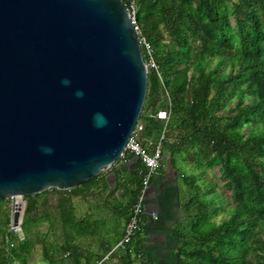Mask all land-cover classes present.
<instances>
[{
	"label": "trees",
	"instance_id": "16d2710c",
	"mask_svg": "<svg viewBox=\"0 0 264 264\" xmlns=\"http://www.w3.org/2000/svg\"><path fill=\"white\" fill-rule=\"evenodd\" d=\"M136 8L140 35L157 66L147 72L139 141H155L166 131L163 162L168 158L178 170L174 155L183 150L184 162L192 165L190 174L178 170L179 187L163 194L182 198L184 218L174 221L177 264H264V0H136ZM161 108L167 119L155 117ZM132 158L127 153L117 159L113 186L99 173L75 188L89 192L100 185L106 208L127 222L143 178L139 160L120 171ZM47 192L25 196L24 236L16 251L1 242L0 264H26L30 228L43 219L36 215L38 199L47 205ZM57 192L53 208L62 227L72 231V195ZM142 229L123 250L124 264L132 262V252L144 259ZM58 247L63 253L71 249ZM47 252L44 257L52 261Z\"/></svg>",
	"mask_w": 264,
	"mask_h": 264
},
{
	"label": "water",
	"instance_id": "95a60500",
	"mask_svg": "<svg viewBox=\"0 0 264 264\" xmlns=\"http://www.w3.org/2000/svg\"><path fill=\"white\" fill-rule=\"evenodd\" d=\"M140 48L121 0H0V202L12 226L26 195L101 172L114 185L146 95Z\"/></svg>",
	"mask_w": 264,
	"mask_h": 264
},
{
	"label": "rangeland",
	"instance_id": "374dc122",
	"mask_svg": "<svg viewBox=\"0 0 264 264\" xmlns=\"http://www.w3.org/2000/svg\"><path fill=\"white\" fill-rule=\"evenodd\" d=\"M174 157L176 158V166L179 172L183 171L190 174L192 165L184 162L187 152L181 150L175 153ZM165 164L166 161L164 160V166ZM101 173L107 174L105 172ZM199 182L202 183L203 180L201 179ZM68 191L72 195L71 202L74 206L75 228L71 231L70 228L64 229L62 227L61 215L57 214V210L53 208L58 203L59 194L55 193V189L48 190L45 194L48 200L47 205L42 206L41 199H38L39 207L36 210V215H40L43 219L37 225H33L30 228L28 235L32 248L26 255V264H94L93 260L98 257L101 258L109 252L119 239V229L122 227L124 217L112 214L104 206V201L100 198L105 196L106 192H104L102 197H97L96 193H92L93 190L82 192L80 189L73 188ZM6 200L7 203L0 208V237L2 238L3 245H7V251H16L19 246L18 239L22 240L24 233L21 228L12 230L6 224L7 216L10 218V199ZM114 202L117 204V201ZM109 204L111 205L112 203ZM44 212H48V215L45 216ZM92 216H95V218H92ZM220 218L221 216L217 217V219ZM83 220L84 222L82 223ZM26 226L28 224H25L23 227L26 228ZM81 232L87 236H80ZM89 233L92 235H88ZM1 242L0 248H2ZM9 243L13 245L11 244L10 246ZM66 244L70 245L71 249L63 253L58 246ZM44 248L48 250L47 253L50 256L54 257L53 263L44 257ZM72 252L73 254H71ZM123 253V249L117 248L109 257L107 264H120V258L123 256ZM78 256H82L83 258L79 260ZM133 257H135L134 254ZM12 264H21V262L18 259H14ZM132 264H137V261L134 259Z\"/></svg>",
	"mask_w": 264,
	"mask_h": 264
},
{
	"label": "crops",
	"instance_id": "0c3cea01",
	"mask_svg": "<svg viewBox=\"0 0 264 264\" xmlns=\"http://www.w3.org/2000/svg\"><path fill=\"white\" fill-rule=\"evenodd\" d=\"M133 165L134 164H132L131 167L125 165V167L120 168V171L123 173L128 172L133 167ZM131 173L133 172L131 171ZM180 179L181 178L178 176V170L172 168L170 165H168V167L163 165L158 175L153 178L150 186L145 192L144 202L150 210L156 211L158 216L156 218L147 216L144 218V226L141 233V237L143 238L146 247L144 259L140 258V256H138L137 254L135 255L134 252H132V262L127 264H132L134 262V259L137 261V264H177V256L175 250V244L177 242V232L174 228V221L184 218L182 198L181 196H177L171 192V194L174 195H171L168 199H164L163 194L164 192H167L168 189L174 186L179 187ZM122 181H125L124 176ZM92 190V193H96L97 197H102L105 192L103 189H101L100 185H96V187H94ZM120 192L121 189L117 191L116 195ZM55 193L58 194L57 189H55ZM100 199L104 202L106 200L105 196ZM111 213L113 214V212ZM92 218H95V216H92ZM83 222L84 220L82 221V223ZM124 224L125 219L122 227L119 229V239L123 234ZM88 235L92 234L89 233ZM80 236L87 235L81 232ZM119 239L117 241H119ZM1 241L2 238L0 237V242ZM133 254L135 257H133ZM82 256H80L79 260L83 258ZM123 256H121L120 258V264H124L122 260ZM98 259L100 258L98 257L93 261Z\"/></svg>",
	"mask_w": 264,
	"mask_h": 264
},
{
	"label": "built area",
	"instance_id": "2783aa9c",
	"mask_svg": "<svg viewBox=\"0 0 264 264\" xmlns=\"http://www.w3.org/2000/svg\"><path fill=\"white\" fill-rule=\"evenodd\" d=\"M125 9L131 16V21L134 26V30L137 34L140 49H143L142 53L146 58L145 63L149 68H156V63L153 58L152 47L150 43L146 40L145 37L140 35L139 27L136 23V0H121ZM143 55V54H142ZM155 117L158 119H167L168 111L166 109H159L155 112ZM143 128L141 123H136L134 132H132L129 137L123 152L119 158H124L127 153L138 156V160L141 161L143 167L140 169V172L143 173L142 178V188L141 192L138 195L136 202L133 204L131 209L130 217L124 227L122 237L119 241L116 242L114 247L109 250L102 258H100L96 264H107L109 257L113 254V252L117 248H121L125 250L126 245L129 244L137 231L141 228L144 223L143 216H149L151 218H156V211L150 210L147 208L144 198L145 192L149 187V183L152 177L158 175L160 170L163 167V158L164 155L162 153V141L165 139L166 131H162L160 136L155 140H147L146 144H141L140 132ZM9 226L12 230L18 229L17 226H12L9 223Z\"/></svg>",
	"mask_w": 264,
	"mask_h": 264
},
{
	"label": "bare ground",
	"instance_id": "6f19581e",
	"mask_svg": "<svg viewBox=\"0 0 264 264\" xmlns=\"http://www.w3.org/2000/svg\"><path fill=\"white\" fill-rule=\"evenodd\" d=\"M145 217H146V216H143V220H144ZM148 217H149V216H148ZM127 221H128V220H127ZM126 223H127V222H125L124 227H125ZM142 226H143V225H142ZM142 226H141V228L137 231V233L142 229ZM123 230H124V229H123ZM137 233H136V234H137ZM136 234H135V236H136ZM135 236H134V237H135ZM121 237H122V235H121ZM134 237H133V239H134ZM120 239H121V238H120ZM120 239H119V240H120ZM133 239H132V240H133ZM130 243H131V242H130Z\"/></svg>",
	"mask_w": 264,
	"mask_h": 264
},
{
	"label": "clouds",
	"instance_id": "9594fccd",
	"mask_svg": "<svg viewBox=\"0 0 264 264\" xmlns=\"http://www.w3.org/2000/svg\"><path fill=\"white\" fill-rule=\"evenodd\" d=\"M78 94H81V93H78Z\"/></svg>",
	"mask_w": 264,
	"mask_h": 264
}]
</instances>
